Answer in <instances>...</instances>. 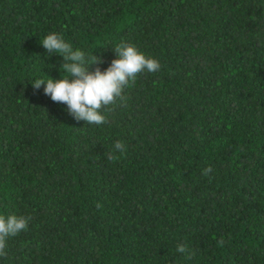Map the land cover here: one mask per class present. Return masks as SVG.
Instances as JSON below:
<instances>
[{"label":"trees","instance_id":"1","mask_svg":"<svg viewBox=\"0 0 264 264\" xmlns=\"http://www.w3.org/2000/svg\"><path fill=\"white\" fill-rule=\"evenodd\" d=\"M53 32L101 57L90 71L122 42L161 68L102 107L106 123L76 121L32 87L68 75L42 46ZM11 214L30 220L0 264H264V0H0Z\"/></svg>","mask_w":264,"mask_h":264},{"label":"clouds","instance_id":"2","mask_svg":"<svg viewBox=\"0 0 264 264\" xmlns=\"http://www.w3.org/2000/svg\"><path fill=\"white\" fill-rule=\"evenodd\" d=\"M48 54L57 53L63 57L61 71L68 75L60 79H35L32 82L33 90L43 85V91L53 102L65 104L67 112L76 121H85L89 124L101 125L107 122L106 116L99 111L102 107L114 104L117 98L123 99V90L134 82L137 74L147 71L154 73L160 70L161 65L155 58L146 57L135 46L127 43L118 44L113 50L116 58L107 69L101 70L99 66L90 71L92 64L102 63L101 57L93 54L86 57L79 49L73 50L70 43L62 35L49 33L41 41ZM126 154V145L117 140L113 150L106 157L108 161L115 162L119 157L115 154ZM212 172L211 166L203 169V175ZM99 208L100 205L97 204ZM30 217H7L0 215V257L6 256L7 238L18 235L26 230ZM223 244V240L218 241ZM176 251L186 254L191 259L192 253L184 244H178Z\"/></svg>","mask_w":264,"mask_h":264}]
</instances>
